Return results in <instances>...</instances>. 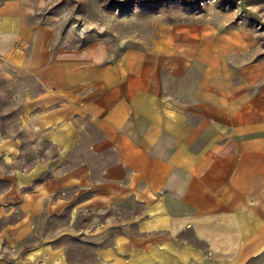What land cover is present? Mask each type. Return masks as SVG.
Returning a JSON list of instances; mask_svg holds the SVG:
<instances>
[{
    "label": "crops",
    "instance_id": "obj_1",
    "mask_svg": "<svg viewBox=\"0 0 264 264\" xmlns=\"http://www.w3.org/2000/svg\"><path fill=\"white\" fill-rule=\"evenodd\" d=\"M241 36L237 53L252 48ZM231 42L214 51L176 31L149 51L102 41L74 47L56 43L29 1L3 3L0 82L28 85L26 136L64 154L87 138L83 123L96 138L85 162L80 157L74 168L18 193L23 216L0 235V252L6 238L25 240L44 211L56 219L67 210L106 213L135 203L141 211L111 213L93 230L79 229L96 248L92 264L262 261L264 97L250 92L246 73L224 63ZM109 151L111 165L87 162ZM60 247L0 257V264H83L70 262Z\"/></svg>",
    "mask_w": 264,
    "mask_h": 264
},
{
    "label": "rangeland",
    "instance_id": "obj_2",
    "mask_svg": "<svg viewBox=\"0 0 264 264\" xmlns=\"http://www.w3.org/2000/svg\"><path fill=\"white\" fill-rule=\"evenodd\" d=\"M10 0H0V6ZM35 10L40 24L49 26L56 43L81 46L102 41L111 48H146L152 50L160 39H180L204 42L212 50L226 46L224 63L232 71L246 73L252 79L250 92L264 97V0H27ZM244 39L252 44L247 52L237 53L234 41ZM237 54H240L236 64ZM216 56V54L214 53ZM239 67V68H238ZM235 71V72H236ZM26 85L23 81L0 82V235L13 230L24 210L16 204L21 190L30 192L44 184L54 173L74 168L89 159V146L95 140V130L88 122L82 126L87 138L65 154L48 141L31 142L23 127L27 123L24 103ZM14 143H12V140ZM112 153L106 152L99 161L87 162L111 165ZM34 168L33 174H26ZM99 177L91 176V180ZM15 184L19 191L16 192ZM10 186L13 189L9 191ZM68 190L65 196H69ZM55 197H62L58 191ZM11 203L3 206L2 203ZM141 211L135 203L116 206L108 212H78L67 210L56 219L42 212L33 219L32 232L22 242L6 238L0 257L11 260L15 254L32 249L61 246L72 263L92 264L96 248L85 243L80 228L93 230L111 213L126 217ZM32 220V218H31ZM30 220V221H31ZM93 238L92 235H86ZM60 247V248H61ZM16 250V252H14ZM0 258V259H1ZM252 264H264L262 261Z\"/></svg>",
    "mask_w": 264,
    "mask_h": 264
}]
</instances>
